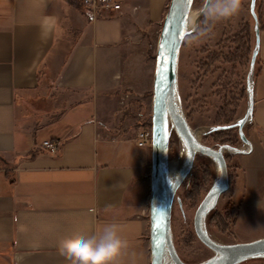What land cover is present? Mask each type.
<instances>
[{"label": "crops", "instance_id": "crops-1", "mask_svg": "<svg viewBox=\"0 0 264 264\" xmlns=\"http://www.w3.org/2000/svg\"><path fill=\"white\" fill-rule=\"evenodd\" d=\"M119 2L121 9L107 14L88 10L82 0H0V264H70L60 242L73 234L98 236L109 223L128 242L119 264H150V150L137 140L151 113L156 45L169 0ZM261 21L253 109L243 128L249 145L236 154L243 184L235 218L236 229L259 232Z\"/></svg>", "mask_w": 264, "mask_h": 264}, {"label": "rangeland", "instance_id": "rangeland-1", "mask_svg": "<svg viewBox=\"0 0 264 264\" xmlns=\"http://www.w3.org/2000/svg\"><path fill=\"white\" fill-rule=\"evenodd\" d=\"M201 2L202 0H194L192 9L199 8ZM254 11L258 23L262 19L263 22L261 21L260 24H263L264 0H255ZM199 23L203 25V21H199ZM213 31L214 35L210 39L198 45H189L184 38L178 60V94L182 109L191 128L203 129L199 140L208 146L217 144L213 143L211 138L206 139L205 136L210 130L221 127L225 120L221 118L218 123L216 120L218 110L224 108L225 116H232L231 124L237 126L248 104L245 76L254 45V20L250 12V0H242L240 13L218 22ZM143 119L144 124L151 123V113ZM243 132L245 133V129ZM233 135L236 138L235 146H242L241 139L237 140L236 127ZM179 146L180 139L171 129L168 138V160L174 159ZM232 154L231 159L227 161L229 189L221 195L213 208L221 211L222 207L227 206L231 199L232 202L228 208L230 213L226 214L223 213V210L221 211L227 230L221 231L219 222H217L218 224H208L205 218V229L208 235L214 240L226 244L249 241L260 237L259 234L255 236L257 232H261L260 234L264 232V226L260 224L261 221L254 222L255 228H258L260 232L251 230V226L245 229H236L235 218L243 184V171L240 166L238 168L233 166L238 163V160L236 154ZM197 162L195 160L194 163ZM211 171V183L201 185L200 195L195 201H189L185 197L188 190L184 182L177 190L172 204L171 225L174 245L178 254L192 264L213 256L212 252L197 240L192 228L194 209L216 177V167L213 161ZM146 185L145 189H148L149 199V174L146 178ZM243 224L246 226L249 222L246 221ZM239 264H264V258H251Z\"/></svg>", "mask_w": 264, "mask_h": 264}, {"label": "water", "instance_id": "water-1", "mask_svg": "<svg viewBox=\"0 0 264 264\" xmlns=\"http://www.w3.org/2000/svg\"><path fill=\"white\" fill-rule=\"evenodd\" d=\"M193 2L194 0H191L189 4L187 0H169L156 45L152 82V137L149 149L148 243L150 264H189L180 258L174 245L171 210L175 194L190 174L197 154L209 157L215 163L218 174L195 207L192 215V228L197 240L213 254L211 258L196 264H239L251 258H264V237L231 244L220 243L208 235L205 229V218L208 212L216 206L221 195L229 189L228 165L224 151L242 154L245 150L226 143L211 147L195 138L187 122L178 94L179 52L185 38V23L188 12L192 9ZM254 5L255 0H250V12L254 20V45L245 76L248 104L244 116L237 125L240 139L243 142L242 146L243 144L248 145V140L243 133V126L253 106L250 79L259 49L260 28ZM161 44L165 45L164 51L170 58L167 70L163 74V83H161L162 77L157 72ZM171 129L175 131L180 141L184 142L187 153L180 171L172 181L168 182L166 162L168 160V138Z\"/></svg>", "mask_w": 264, "mask_h": 264}, {"label": "clouds", "instance_id": "clouds-1", "mask_svg": "<svg viewBox=\"0 0 264 264\" xmlns=\"http://www.w3.org/2000/svg\"><path fill=\"white\" fill-rule=\"evenodd\" d=\"M242 0H202L199 8L190 9L185 23V42L201 44L214 35V26L237 16ZM203 17V25L198 21ZM128 248L121 238L119 225L109 223L96 235L73 234L60 242V251L70 264H119V258Z\"/></svg>", "mask_w": 264, "mask_h": 264}, {"label": "trees", "instance_id": "trees-1", "mask_svg": "<svg viewBox=\"0 0 264 264\" xmlns=\"http://www.w3.org/2000/svg\"><path fill=\"white\" fill-rule=\"evenodd\" d=\"M200 21H203V17L201 18ZM221 118L225 119V120H223L224 123L222 124V126L210 130L205 137H206V139L211 138L212 142L217 144V145H211L214 147L218 146L219 144H223V143L235 146L236 145V143H235L236 138L233 135V132H234L235 127L237 129V126L235 124H231L233 117L232 116L226 117L224 108H220L217 112V115H216V120L218 121V123H219V120ZM236 136L238 138L237 140H240L238 130H237ZM232 155L233 154H230V153L225 154L226 162L229 161V159H231ZM195 160H197L198 162L194 163V166H193L188 178H186L187 180L185 181V185H187V190H188L187 193L185 194V197L189 201H191V200L195 201L198 198V196L200 195L201 185L202 184H209V183H211V180H212V171H211L212 161H211V159L207 156L197 154L195 157ZM233 166L236 168L239 167L238 163L234 164ZM230 202H232L231 199L229 200L227 206L222 207L221 211L223 210V213H226V214L230 213V211H228ZM221 211L215 210V209L209 211L207 214V217H206V221L208 222V224H210V223L214 224V223L219 222V225L221 226V231L225 232L227 230V227L225 225ZM180 258L185 263H188V261H185L181 256H180ZM189 264H192V263H189Z\"/></svg>", "mask_w": 264, "mask_h": 264}, {"label": "built area", "instance_id": "built-area-1", "mask_svg": "<svg viewBox=\"0 0 264 264\" xmlns=\"http://www.w3.org/2000/svg\"><path fill=\"white\" fill-rule=\"evenodd\" d=\"M83 5L90 11H102L107 14H112L121 9V4L118 0H82ZM151 127L150 123L145 124L141 128L140 133L138 134L137 146L138 147H147L150 149L151 145ZM43 146L50 148L51 151L55 152V145L49 141H44Z\"/></svg>", "mask_w": 264, "mask_h": 264}, {"label": "bare ground", "instance_id": "bare-ground-1", "mask_svg": "<svg viewBox=\"0 0 264 264\" xmlns=\"http://www.w3.org/2000/svg\"><path fill=\"white\" fill-rule=\"evenodd\" d=\"M187 19H188V17H187ZM253 34H254V31H253ZM252 109H253V106H252ZM251 112H252V110H251ZM244 114H245V112H244ZM244 114H243V116H244ZM150 127H151V123H150ZM243 128H244V126H243ZM191 129H192V134L194 135V137L197 138V139H199V135L203 132V129H200V128H198V129L191 128ZM239 138H240V135H239ZM248 145H249V142H248ZM248 145L243 144V146H235V147H240L241 149L247 150V147L246 146H248ZM225 151H227V152H225ZM225 151H224V155L226 153H230L228 150H225ZM186 153H187L186 146H185L184 142L180 141V146H179V150H178L177 155L174 157L173 160H167V162H166V175H167L168 182L172 181L175 178V176L178 174V172L180 171V169H181V167L183 165V162H184ZM230 154H232V153H230ZM217 174H218V171L216 172V176H217Z\"/></svg>", "mask_w": 264, "mask_h": 264}, {"label": "snow or ice", "instance_id": "snow-or-ice-1", "mask_svg": "<svg viewBox=\"0 0 264 264\" xmlns=\"http://www.w3.org/2000/svg\"><path fill=\"white\" fill-rule=\"evenodd\" d=\"M187 2L190 4L191 0H187ZM160 48H161V52H160V56H159L158 61H157V72H158V75H160L162 77L161 83H163V74L167 70L170 58L164 51L165 45L161 44ZM156 227H158V225H156Z\"/></svg>", "mask_w": 264, "mask_h": 264}]
</instances>
